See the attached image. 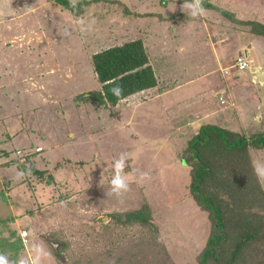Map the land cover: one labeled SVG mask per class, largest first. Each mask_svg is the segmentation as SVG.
Returning <instances> with one entry per match:
<instances>
[{
  "label": "rangeland",
  "instance_id": "rangeland-1",
  "mask_svg": "<svg viewBox=\"0 0 264 264\" xmlns=\"http://www.w3.org/2000/svg\"><path fill=\"white\" fill-rule=\"evenodd\" d=\"M165 2L95 0L75 15L56 0H0V257L8 264H197L209 223L189 195V167L180 160L193 134L181 144L163 136L169 126L158 128L157 100L151 128L154 104L145 103L146 91L105 106L88 96L101 87L91 55L127 40L145 41L142 33L153 31ZM200 5L212 10L202 12L209 27L222 20L250 32L233 18L264 23V0ZM181 16H172L176 33L186 35ZM217 126L247 137L264 132V100L247 124ZM37 146L42 149L35 152ZM17 149L24 167L7 161ZM248 151L252 165L264 164V147ZM121 155L132 178L117 195L109 180L112 161ZM145 204L157 235L152 225L114 217Z\"/></svg>",
  "mask_w": 264,
  "mask_h": 264
},
{
  "label": "trees",
  "instance_id": "trees-1",
  "mask_svg": "<svg viewBox=\"0 0 264 264\" xmlns=\"http://www.w3.org/2000/svg\"><path fill=\"white\" fill-rule=\"evenodd\" d=\"M56 1L77 15L95 0ZM232 22L248 25L251 33L264 36V23L260 21L233 18ZM91 61L101 87L88 96L100 105H115L120 99L155 85L141 38L96 51ZM114 83L123 89L119 97L109 91ZM250 145L264 147V132L247 137L206 123L182 150L180 160L189 167V195L206 213L209 223L206 241L196 255L197 264H264V188L253 170ZM11 160L20 167L28 164L18 163L13 157L7 161ZM36 172L41 176V171ZM121 214L127 224L154 226L146 204L114 217ZM153 231L158 234L155 226ZM60 246L62 249L65 244Z\"/></svg>",
  "mask_w": 264,
  "mask_h": 264
},
{
  "label": "crops",
  "instance_id": "crops-1",
  "mask_svg": "<svg viewBox=\"0 0 264 264\" xmlns=\"http://www.w3.org/2000/svg\"><path fill=\"white\" fill-rule=\"evenodd\" d=\"M190 2L195 3L168 0L163 6L164 14L157 13L153 31L142 33L144 46L146 41L150 43L145 50L155 85L135 93H151L145 101L154 104L149 118L151 128L158 109L155 100L161 101L158 128L169 126L163 136H174L178 144L183 142L184 135L188 138L202 124L234 128L247 124L262 109L264 100V40L261 35L229 28L230 22L222 20L218 26L209 27L205 14L191 17L186 7L175 9V3L180 6ZM202 9L207 14L212 11ZM176 14L182 15V21H178L186 35L176 33L178 18L172 17ZM240 53L250 59V66L242 70L232 66ZM136 136L140 138L138 143L145 144L140 134ZM157 146L160 149L162 144ZM32 226L39 228L37 223Z\"/></svg>",
  "mask_w": 264,
  "mask_h": 264
},
{
  "label": "clouds",
  "instance_id": "clouds-1",
  "mask_svg": "<svg viewBox=\"0 0 264 264\" xmlns=\"http://www.w3.org/2000/svg\"><path fill=\"white\" fill-rule=\"evenodd\" d=\"M184 7L191 9L190 15L193 17L203 12L200 0H195L194 4H186ZM109 91L113 96L119 97L123 89L119 84L114 83L113 87L109 89ZM125 167L126 158L124 155H121L119 158L112 161V176L109 180V184L111 186V191L117 195L128 189L129 181L132 178L130 174L124 172ZM253 170L258 177L264 178V164L253 161ZM0 264H8V262L4 257H0ZM21 264H23V262H21Z\"/></svg>",
  "mask_w": 264,
  "mask_h": 264
},
{
  "label": "built area",
  "instance_id": "built-area-1",
  "mask_svg": "<svg viewBox=\"0 0 264 264\" xmlns=\"http://www.w3.org/2000/svg\"><path fill=\"white\" fill-rule=\"evenodd\" d=\"M232 66H234L238 70H242V69L248 68L250 66L249 58L245 54L238 55V56L235 57ZM41 149H42L41 146H37V147H35V150L34 151L37 152V151H40ZM13 154H14L13 157L15 155L16 156L18 155L20 157L19 158L17 156L18 157L17 159H18L19 162L25 161V156L22 155V152H21L20 149L15 150L13 152ZM20 236H21V238L24 241L25 240V236H26V230L20 231Z\"/></svg>",
  "mask_w": 264,
  "mask_h": 264
}]
</instances>
